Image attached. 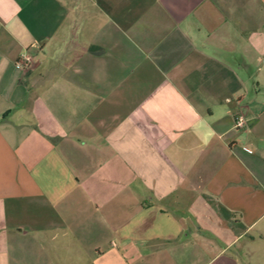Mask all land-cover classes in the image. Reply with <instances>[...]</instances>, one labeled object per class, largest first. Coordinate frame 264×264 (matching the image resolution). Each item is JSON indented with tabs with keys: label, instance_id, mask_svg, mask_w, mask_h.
Listing matches in <instances>:
<instances>
[{
	"label": "crops",
	"instance_id": "crops-1",
	"mask_svg": "<svg viewBox=\"0 0 264 264\" xmlns=\"http://www.w3.org/2000/svg\"><path fill=\"white\" fill-rule=\"evenodd\" d=\"M0 264H264V0H0Z\"/></svg>",
	"mask_w": 264,
	"mask_h": 264
},
{
	"label": "built area",
	"instance_id": "built-area-1",
	"mask_svg": "<svg viewBox=\"0 0 264 264\" xmlns=\"http://www.w3.org/2000/svg\"><path fill=\"white\" fill-rule=\"evenodd\" d=\"M31 63V59L27 55H21L19 59L15 62L14 66L18 70H23L26 67H28ZM245 125V119L243 116L239 115L235 118V124L234 127L236 129L243 128Z\"/></svg>",
	"mask_w": 264,
	"mask_h": 264
}]
</instances>
